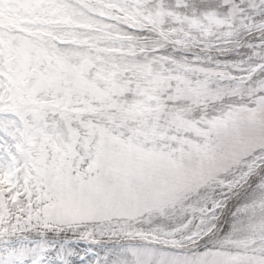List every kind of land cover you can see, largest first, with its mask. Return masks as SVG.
I'll return each mask as SVG.
<instances>
[{"label": "snow or ice", "instance_id": "1", "mask_svg": "<svg viewBox=\"0 0 264 264\" xmlns=\"http://www.w3.org/2000/svg\"><path fill=\"white\" fill-rule=\"evenodd\" d=\"M0 264H264V0H0Z\"/></svg>", "mask_w": 264, "mask_h": 264}]
</instances>
